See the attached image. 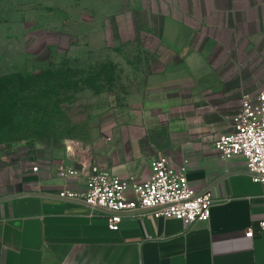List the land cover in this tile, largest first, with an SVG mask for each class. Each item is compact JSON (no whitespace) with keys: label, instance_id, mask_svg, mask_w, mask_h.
<instances>
[{"label":"crops","instance_id":"1","mask_svg":"<svg viewBox=\"0 0 264 264\" xmlns=\"http://www.w3.org/2000/svg\"><path fill=\"white\" fill-rule=\"evenodd\" d=\"M151 1L149 33L199 51V60L183 66L205 68L200 82L207 83L200 92L189 90L200 100L192 102L191 117L182 110L160 125H111L90 162L143 180L152 161L166 154L186 165L192 186L212 190L210 218L186 224L129 212L112 230L102 211L58 196L65 188L86 191L89 160L68 151L0 193V264H264V184L253 180L242 155L225 160L214 147L231 131L243 94L264 84V0ZM65 166L78 174L62 178ZM248 228L253 236H246Z\"/></svg>","mask_w":264,"mask_h":264},{"label":"rangeland","instance_id":"2","mask_svg":"<svg viewBox=\"0 0 264 264\" xmlns=\"http://www.w3.org/2000/svg\"><path fill=\"white\" fill-rule=\"evenodd\" d=\"M151 2L0 0V193L48 158L93 160L111 125L193 115L201 53L149 33Z\"/></svg>","mask_w":264,"mask_h":264},{"label":"built area","instance_id":"3","mask_svg":"<svg viewBox=\"0 0 264 264\" xmlns=\"http://www.w3.org/2000/svg\"><path fill=\"white\" fill-rule=\"evenodd\" d=\"M219 155L228 160L242 155L246 170L254 181L264 184V84L256 92L244 93L231 118V131L221 134L214 142ZM149 178L139 180L121 176L107 166L87 162L86 191L82 194L65 188L60 198L79 199L94 210L106 214L108 226L118 230L125 213L139 212L154 217H173L191 224L211 216L214 203L210 188L197 189L187 176L185 164L176 165L166 154L156 157ZM34 170L38 165L33 166ZM71 166L60 168L58 174L68 179L78 174ZM264 198V192L262 194ZM264 229V220L260 223ZM248 228L246 236H253Z\"/></svg>","mask_w":264,"mask_h":264}]
</instances>
